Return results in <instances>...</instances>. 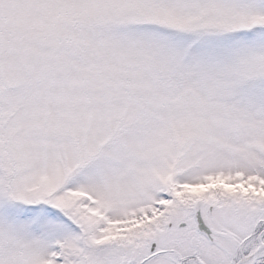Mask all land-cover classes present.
I'll return each mask as SVG.
<instances>
[{
	"label": "snow or ice",
	"instance_id": "snow-or-ice-1",
	"mask_svg": "<svg viewBox=\"0 0 264 264\" xmlns=\"http://www.w3.org/2000/svg\"><path fill=\"white\" fill-rule=\"evenodd\" d=\"M0 264H264V0H0Z\"/></svg>",
	"mask_w": 264,
	"mask_h": 264
}]
</instances>
